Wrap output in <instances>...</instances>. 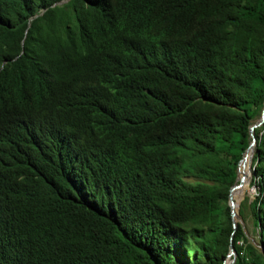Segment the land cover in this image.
Listing matches in <instances>:
<instances>
[{
    "label": "trees",
    "instance_id": "1",
    "mask_svg": "<svg viewBox=\"0 0 264 264\" xmlns=\"http://www.w3.org/2000/svg\"><path fill=\"white\" fill-rule=\"evenodd\" d=\"M61 1L0 0V264H264V0Z\"/></svg>",
    "mask_w": 264,
    "mask_h": 264
},
{
    "label": "water",
    "instance_id": "2",
    "mask_svg": "<svg viewBox=\"0 0 264 264\" xmlns=\"http://www.w3.org/2000/svg\"><path fill=\"white\" fill-rule=\"evenodd\" d=\"M263 124H264V107L262 109L261 116L250 127V134L252 137V141L250 145L248 146V148L245 150L243 157L239 162L237 180L230 188L229 201H230L231 213H232L233 225H234L235 231L238 229L239 223L242 222V219H241L242 215L240 211V204L237 203V200L234 197V192L240 189L244 185V182L246 180V174H242V175L240 174L241 168L246 166L247 159L250 156H251V161H250L251 174L254 171L253 158H254V155L256 152V146H257L256 129L261 127ZM251 174H250V177H251ZM236 258H237V250L232 241L230 245V252L228 254L227 259L224 261L223 264H234L236 261Z\"/></svg>",
    "mask_w": 264,
    "mask_h": 264
},
{
    "label": "rangeland",
    "instance_id": "3",
    "mask_svg": "<svg viewBox=\"0 0 264 264\" xmlns=\"http://www.w3.org/2000/svg\"><path fill=\"white\" fill-rule=\"evenodd\" d=\"M247 169L246 166L241 168V175L246 174ZM257 187L253 184V173L250 177V186L245 188V190L238 191L236 195L237 203L240 204V211L244 213L246 218H243L242 216V224L244 225L246 235L250 242L258 246L259 241V234H258V228H256L254 224V217L251 212V206L254 203L255 195L257 194ZM242 192V194L240 193ZM242 215V214H241ZM242 243V240L240 241Z\"/></svg>",
    "mask_w": 264,
    "mask_h": 264
},
{
    "label": "bare ground",
    "instance_id": "4",
    "mask_svg": "<svg viewBox=\"0 0 264 264\" xmlns=\"http://www.w3.org/2000/svg\"><path fill=\"white\" fill-rule=\"evenodd\" d=\"M250 161H251V156L247 159V164H246V169H247L246 180L244 182V185L240 189H238V190H236L234 192V197L235 198H236V195H237L238 191H242L243 192L245 190V188H247L248 186H250V174H251ZM242 192H240V193L242 194Z\"/></svg>",
    "mask_w": 264,
    "mask_h": 264
},
{
    "label": "clouds",
    "instance_id": "5",
    "mask_svg": "<svg viewBox=\"0 0 264 264\" xmlns=\"http://www.w3.org/2000/svg\"><path fill=\"white\" fill-rule=\"evenodd\" d=\"M67 1H68V0H63V1L59 2L58 4L65 3V2H67ZM44 11H45V10H42L41 12H38L37 14H35L33 17H31V20H32L33 18H36L37 16L43 15V14H44ZM29 26H30V23H29ZM27 31H28V29L26 30V32H27ZM19 56H20V55H19ZM11 61H13V58H12V59L4 60L2 66H1V69H2V68H3L8 62H11Z\"/></svg>",
    "mask_w": 264,
    "mask_h": 264
}]
</instances>
